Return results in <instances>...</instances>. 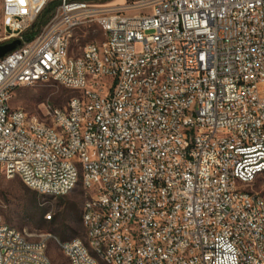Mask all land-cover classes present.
<instances>
[{"label":"built area","instance_id":"built-area-1","mask_svg":"<svg viewBox=\"0 0 264 264\" xmlns=\"http://www.w3.org/2000/svg\"><path fill=\"white\" fill-rule=\"evenodd\" d=\"M52 1L3 4L2 40L23 43L0 60V177L9 161H19L14 177L56 198L82 179L86 191L104 198L97 229L120 264H264V195L249 190L264 159V0H140L134 8L57 0L27 40ZM132 9L141 13L128 15ZM73 22L110 34L106 68L96 63L94 42L82 49L90 61L82 51L57 53V37ZM151 57L161 64L143 82V96L131 98L130 78ZM164 59L175 61L176 77L157 89ZM109 75H116L115 91L105 88ZM51 77L88 93L87 102L69 101L60 111L45 106L59 131L41 128L10 101L17 84ZM122 90H130L128 100ZM188 100H197L196 111H187ZM60 126L70 137L60 136ZM234 178L246 180L247 190L236 189ZM155 221H169V228L156 229ZM51 237L42 234V254L33 257L35 246H21L15 229L0 222L5 264L19 251L27 252V264H46ZM80 240L61 249L77 264H91Z\"/></svg>","mask_w":264,"mask_h":264},{"label":"rangeland","instance_id":"rangeland-1","mask_svg":"<svg viewBox=\"0 0 264 264\" xmlns=\"http://www.w3.org/2000/svg\"><path fill=\"white\" fill-rule=\"evenodd\" d=\"M4 1L0 0V44L5 43L2 40ZM139 1L90 0L87 2L100 6L134 8ZM140 13L138 9L127 12L131 16ZM100 39L101 33L97 25H85L77 31L70 53L77 55L87 42ZM77 95H79L78 92L57 82H38L19 88L11 99V105L25 110L29 117H38L51 124V119L45 117V106L50 104L53 108H65L70 99ZM249 190L264 195V174L249 187ZM92 196L93 194L83 188L82 182L71 194L56 198L30 189L19 176L12 179L0 178V217L9 226L30 234L32 240L41 239L42 234L52 235L48 240V253L53 264H71L70 259L61 249L60 242L80 238L87 243L83 213L85 203ZM50 214L53 218L47 219Z\"/></svg>","mask_w":264,"mask_h":264},{"label":"bare ground","instance_id":"bare-ground-1","mask_svg":"<svg viewBox=\"0 0 264 264\" xmlns=\"http://www.w3.org/2000/svg\"><path fill=\"white\" fill-rule=\"evenodd\" d=\"M88 24H82L80 22H73L66 26L64 37H57L56 41V51L57 53H65V57L75 56L70 53L71 45L75 38L77 31L83 26ZM98 27V24H95ZM258 26H264V18H258ZM101 33L100 40H92L89 42H94L96 63H98L99 68H106L107 65V50L110 49V34L106 32ZM83 61H90V51H82ZM155 64H161V57H151V64H147L142 67L140 71L134 73L130 78L131 98H141L143 96V82L147 81V77L155 73ZM165 70H158V75H156V87L157 89H164V79L175 78L176 77V63L172 59H164ZM54 81L64 86V81L60 77L47 78H37L33 84L38 82H49ZM32 85L31 83H19L17 84L10 93V101L13 95L19 88ZM116 85V75H109L108 81H105V88L108 91H115ZM70 99L73 103H82L88 101V93H80ZM130 98V90H122L121 100H128ZM168 106H175V99H168ZM197 100H188L187 111H196ZM17 110H23L17 108ZM53 111H60V108H53ZM26 116L29 117L26 112ZM36 124L51 131H59V124L51 119V124L41 120L36 117ZM167 124H174V114H167ZM60 136L70 137V129L68 126H60ZM131 152H138V145H131ZM19 168V161H9L4 173H1L0 178L12 179L15 176V170ZM259 168H262V175L264 174V159L259 161ZM256 180H254L255 182ZM82 182V179H75L72 187V192L78 187ZM83 184V182H82ZM233 186L238 190H247L246 180L243 178H234ZM42 194L51 195V192H42ZM91 209V215H90ZM90 215V216H89ZM103 215H106V207L104 206V198H98L96 194L85 203L83 222L87 229V243L80 240L81 251L89 256L91 259V264H120L118 258H115V251L109 248V243L106 242L105 236H102V229H97V223L103 222ZM89 216V217H88ZM52 215H48L47 219H52ZM0 222H4L0 217ZM8 228H13L8 225ZM156 229H166L169 228V221H155ZM15 236H19L21 240V246H35L33 249V257H40L42 254L43 238L39 240H32L30 234L23 233L16 228ZM78 238L60 242L61 245L71 244L77 241ZM65 253V251H63ZM71 264H77L76 258H69ZM0 264H5L4 260V249H0ZM14 264H27V252L19 251V257ZM46 264H53L51 257L48 253V246L46 247Z\"/></svg>","mask_w":264,"mask_h":264},{"label":"trees","instance_id":"trees-1","mask_svg":"<svg viewBox=\"0 0 264 264\" xmlns=\"http://www.w3.org/2000/svg\"><path fill=\"white\" fill-rule=\"evenodd\" d=\"M90 1V0H83ZM103 2H107L110 0H102ZM59 1L55 0L47 4V6L43 9V11L39 14L36 21L32 25L31 29L26 33L25 38L27 40H31L35 37V35L40 31V29L47 23L50 16L58 6Z\"/></svg>","mask_w":264,"mask_h":264},{"label":"water","instance_id":"water-1","mask_svg":"<svg viewBox=\"0 0 264 264\" xmlns=\"http://www.w3.org/2000/svg\"><path fill=\"white\" fill-rule=\"evenodd\" d=\"M23 43L21 39L0 44V60Z\"/></svg>","mask_w":264,"mask_h":264}]
</instances>
